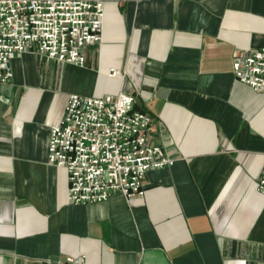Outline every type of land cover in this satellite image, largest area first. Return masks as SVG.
I'll return each mask as SVG.
<instances>
[{
  "label": "crops",
  "instance_id": "crops-1",
  "mask_svg": "<svg viewBox=\"0 0 264 264\" xmlns=\"http://www.w3.org/2000/svg\"><path fill=\"white\" fill-rule=\"evenodd\" d=\"M103 1L85 66L26 52L0 85V264H264V94L233 66L264 47V0ZM74 93H130L152 117L175 162L143 196L68 202L48 140Z\"/></svg>",
  "mask_w": 264,
  "mask_h": 264
},
{
  "label": "built area",
  "instance_id": "built-area-1",
  "mask_svg": "<svg viewBox=\"0 0 264 264\" xmlns=\"http://www.w3.org/2000/svg\"><path fill=\"white\" fill-rule=\"evenodd\" d=\"M104 19L103 0H0V85L12 81L11 62L26 52L85 66V49L101 41ZM233 66L237 80L264 94V47L236 52ZM135 102L130 93L69 95L50 129L48 162L66 169L70 204L103 202L116 192L129 200L143 196L147 173L174 164L150 139L153 119L135 110ZM256 189L264 196V171ZM84 261L68 258L66 264Z\"/></svg>",
  "mask_w": 264,
  "mask_h": 264
}]
</instances>
